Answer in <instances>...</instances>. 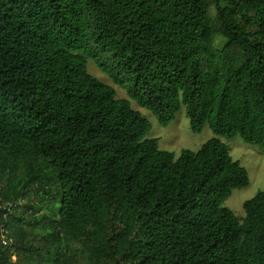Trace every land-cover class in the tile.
<instances>
[{
  "label": "trees",
  "instance_id": "16d2710c",
  "mask_svg": "<svg viewBox=\"0 0 264 264\" xmlns=\"http://www.w3.org/2000/svg\"><path fill=\"white\" fill-rule=\"evenodd\" d=\"M89 59L162 126L184 106L214 138L162 151ZM235 138L264 154V0H0V167L24 173L0 264H79L64 241L87 264H264V191L242 220L225 206L249 185Z\"/></svg>",
  "mask_w": 264,
  "mask_h": 264
},
{
  "label": "rangeland",
  "instance_id": "374dc122",
  "mask_svg": "<svg viewBox=\"0 0 264 264\" xmlns=\"http://www.w3.org/2000/svg\"><path fill=\"white\" fill-rule=\"evenodd\" d=\"M225 44L226 41L222 37H217L215 47L218 50H221ZM87 71L101 83L114 88L117 99L128 100L132 110L139 112L151 124V131L146 138L157 139L162 151L174 153L176 157H178L183 150H190L193 152L199 151L204 144L214 138V134L208 125L205 126L200 134L192 132L184 106H182L175 120L167 127H164L150 111L139 107L136 103L131 101L126 88L116 86L107 75L100 71L91 59L87 60ZM220 140L226 145L233 160L238 161L248 172L249 185L246 188L235 190L232 197L225 204L235 216L242 220L245 217V202L254 198L259 192L264 191V154L260 148L245 143L241 138ZM22 167V162L7 163L5 167H0V203L2 207L9 203V201H6V198H2L3 193L17 192L19 188L22 187L24 176ZM10 170H14V172H10ZM33 190L34 188L31 187L22 203L26 205L30 202L37 205V209L40 208L38 217L43 214L47 215L51 211V208L55 206V203L46 201L43 205L39 204L40 202L36 199H39V197ZM54 193L55 192H53V194ZM9 197H11V195ZM35 233H40V231L37 230ZM62 247L72 252L78 258L79 264H87L89 262L76 244L70 241H64Z\"/></svg>",
  "mask_w": 264,
  "mask_h": 264
}]
</instances>
